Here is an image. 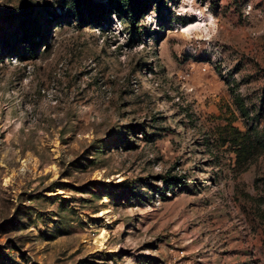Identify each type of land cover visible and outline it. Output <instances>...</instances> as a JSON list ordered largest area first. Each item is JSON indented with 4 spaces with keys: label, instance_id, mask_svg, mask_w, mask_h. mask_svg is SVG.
<instances>
[{
    "label": "rangeland",
    "instance_id": "374dc122",
    "mask_svg": "<svg viewBox=\"0 0 264 264\" xmlns=\"http://www.w3.org/2000/svg\"><path fill=\"white\" fill-rule=\"evenodd\" d=\"M80 2L0 0V264H264V0Z\"/></svg>",
    "mask_w": 264,
    "mask_h": 264
},
{
    "label": "bare ground",
    "instance_id": "6f19581e",
    "mask_svg": "<svg viewBox=\"0 0 264 264\" xmlns=\"http://www.w3.org/2000/svg\"><path fill=\"white\" fill-rule=\"evenodd\" d=\"M190 27L188 26L187 31H189ZM108 241L106 231H102L100 235L95 240V245L98 249H103L106 246Z\"/></svg>",
    "mask_w": 264,
    "mask_h": 264
},
{
    "label": "trees",
    "instance_id": "16d2710c",
    "mask_svg": "<svg viewBox=\"0 0 264 264\" xmlns=\"http://www.w3.org/2000/svg\"><path fill=\"white\" fill-rule=\"evenodd\" d=\"M81 0H72V4H74L75 3V6L77 7V9H81L82 8V6L80 7V5H81V2H80ZM132 5H133V3H132V0H124V3H123V6H127V7H129L131 10L129 11V13L131 14V16H135L134 15V10L132 9ZM82 16H83V13H82Z\"/></svg>",
    "mask_w": 264,
    "mask_h": 264
}]
</instances>
